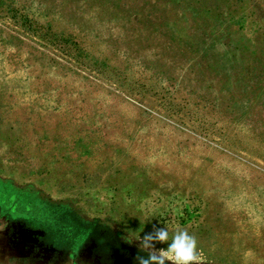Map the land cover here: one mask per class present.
Wrapping results in <instances>:
<instances>
[{
	"label": "rangeland",
	"instance_id": "1",
	"mask_svg": "<svg viewBox=\"0 0 264 264\" xmlns=\"http://www.w3.org/2000/svg\"><path fill=\"white\" fill-rule=\"evenodd\" d=\"M0 224L3 264H138L153 224L264 264V0H0Z\"/></svg>",
	"mask_w": 264,
	"mask_h": 264
},
{
	"label": "clouds",
	"instance_id": "2",
	"mask_svg": "<svg viewBox=\"0 0 264 264\" xmlns=\"http://www.w3.org/2000/svg\"><path fill=\"white\" fill-rule=\"evenodd\" d=\"M0 225L2 228L3 224ZM164 225L166 226L161 227L153 224L152 230L145 232L142 237L131 236L139 240V249L146 253L137 255L138 264H197L199 260L197 237L179 224L171 229L169 225ZM156 242L166 243V246L157 247ZM0 264H3V261H0Z\"/></svg>",
	"mask_w": 264,
	"mask_h": 264
}]
</instances>
